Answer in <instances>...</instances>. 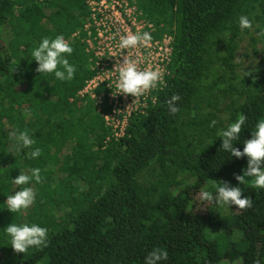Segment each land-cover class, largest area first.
<instances>
[{"label":"trees","instance_id":"1","mask_svg":"<svg viewBox=\"0 0 264 264\" xmlns=\"http://www.w3.org/2000/svg\"><path fill=\"white\" fill-rule=\"evenodd\" d=\"M126 1L154 36L172 37V55L155 104L115 138L95 100L78 93L94 73L85 0H0V264H144L154 248L168 253L160 264H264V189L252 178L240 185L234 174L247 157L220 149V132L239 114L247 116L234 144L241 151L264 119V0ZM241 15L252 29H240ZM57 35L74 49L71 81L36 72L33 49ZM259 51L255 65L240 59ZM173 94L181 97L176 115L166 105ZM24 129L36 143L17 152L9 133ZM36 147L41 156L29 158ZM34 168L41 183L12 182ZM221 181L241 187L253 207L201 206V193L215 194ZM23 187L35 202L11 213L7 196ZM11 223L47 228V245L14 252Z\"/></svg>","mask_w":264,"mask_h":264},{"label":"clouds","instance_id":"2","mask_svg":"<svg viewBox=\"0 0 264 264\" xmlns=\"http://www.w3.org/2000/svg\"><path fill=\"white\" fill-rule=\"evenodd\" d=\"M239 26L241 30L252 29L253 23L246 15L239 17ZM264 36V30L258 33ZM152 37L149 32H137L133 34L129 32L122 35L119 40L118 47L121 50L136 49L140 45H147ZM74 49L65 40L63 35H57L54 39L45 37L39 43V46L32 51V57L37 62L36 72L54 73L55 77L60 81H71L74 79L77 71L76 66L69 62L66 56H71ZM118 78L116 81L117 94L131 95L135 99L146 95L151 89H154L163 81V72L161 69L148 68L140 70L138 61L125 56L123 62L119 64L117 69ZM134 99V100H135ZM179 94H173L166 101L168 112L176 115L180 109L176 102L180 101ZM28 116L29 113L25 112ZM247 116L239 114L235 122L231 123L226 130L220 132L222 140L221 147L224 152L230 153L232 157H247V168L243 169V174H234L239 184H244L246 178H252V185L255 189H264V119L257 121L254 131L250 139L244 140L243 151L234 147L235 142L240 140L241 133L246 125ZM217 121L213 120L210 127H214ZM10 138L16 140L15 149L20 152L24 148H32L36 141L32 138L29 131H12L9 133ZM42 154V149L34 148L28 153L29 158H38ZM31 175L20 172L13 179V183L17 186L28 185L32 180L41 183V169L34 168L30 170ZM216 189L215 194L211 191H203L201 199L205 202L216 203L223 206H236V209L247 210L253 207V199L244 196L241 187L230 186L228 182L221 181L219 184L213 185ZM36 198V193L32 187H23L21 190L15 191L14 195H8L6 200L7 210L11 213H19L31 207ZM6 234L10 236V246L16 253L25 254L32 247H43L48 243V229L38 224H16L11 223L5 228ZM168 253L161 248H154L147 254L144 264H160L161 261L167 260ZM255 264H260L259 260Z\"/></svg>","mask_w":264,"mask_h":264},{"label":"built area","instance_id":"3","mask_svg":"<svg viewBox=\"0 0 264 264\" xmlns=\"http://www.w3.org/2000/svg\"><path fill=\"white\" fill-rule=\"evenodd\" d=\"M85 2L90 10V19L82 29L86 32V52L90 54V68L94 73L78 93L95 100L111 135L118 138L125 133L129 117L134 113H145L146 108L156 102L155 92L165 87L170 73L172 37L167 33L154 36L152 24L143 20L126 0ZM129 32H149L152 39L147 45H140L136 49L121 50L118 47L120 37ZM125 56L137 60L140 70L161 69L162 83L136 99L131 95H116L117 69Z\"/></svg>","mask_w":264,"mask_h":264},{"label":"rangeland","instance_id":"4","mask_svg":"<svg viewBox=\"0 0 264 264\" xmlns=\"http://www.w3.org/2000/svg\"><path fill=\"white\" fill-rule=\"evenodd\" d=\"M258 47H260V45H258ZM244 51V46H241V48H240V52H243ZM261 51H259L258 52V54H257V56L255 57V58H253V59H251V58H249V59H246V58H244V57H241L240 59L243 61V63L244 64H246V63H248L249 61H251L252 60V64L253 65H255L260 59H261ZM239 59V60H240ZM199 199L201 200V197H199ZM204 203L202 204L201 203V206H203L204 207V205L207 203V204H209V205H211L212 203H209V202H205V201H203ZM212 206V205H211Z\"/></svg>","mask_w":264,"mask_h":264}]
</instances>
